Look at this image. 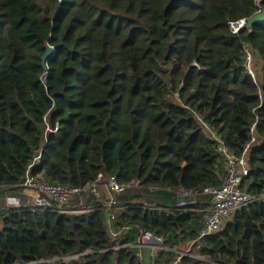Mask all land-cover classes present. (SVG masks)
Instances as JSON below:
<instances>
[{"label": "trees", "instance_id": "16d2710c", "mask_svg": "<svg viewBox=\"0 0 264 264\" xmlns=\"http://www.w3.org/2000/svg\"><path fill=\"white\" fill-rule=\"evenodd\" d=\"M263 8L264 0H0L1 206L25 189L38 154L31 171L51 183L83 186L99 173L138 181L118 195L113 226L129 229L114 242L98 206L36 211L23 198L0 210V264H143L139 248H112L137 243L142 229L163 238L157 260L186 245L196 257L182 264H264V200L199 237L211 195L182 194L221 183L220 143L235 155L249 143L242 186L264 193V22L229 30ZM245 43L261 61L260 82L243 65Z\"/></svg>", "mask_w": 264, "mask_h": 264}, {"label": "built area", "instance_id": "2783aa9c", "mask_svg": "<svg viewBox=\"0 0 264 264\" xmlns=\"http://www.w3.org/2000/svg\"><path fill=\"white\" fill-rule=\"evenodd\" d=\"M245 18H239L229 21V30L236 34L245 26ZM244 62L243 65L250 73L254 81L258 78L251 67L252 53L248 44L243 46ZM212 137L216 138L211 132ZM253 138L251 139V142ZM249 147L247 143L240 155L229 152L225 146L220 143L219 150L225 158V173L221 183L218 186H205L201 189L184 190L183 195L195 194L197 192H207L211 195L208 213L205 216L203 226L199 232V237L217 231L222 224L228 221L232 214L249 203L264 200V193H253L245 190L242 186V180L248 173L246 164V152ZM39 154L33 157V160L27 165L22 185L28 191V203L26 205L33 207L36 211L52 210L61 213H86L93 211L98 206L104 216L110 240L114 242L121 234L125 233L129 227L121 225L113 226L117 212L122 208V203L118 195L128 190L130 187L138 184L137 180L119 181L114 174L99 173L91 182L83 186L62 185L48 182L40 174L32 173L31 167L38 162ZM75 204H71L73 199ZM182 203V202H180ZM20 200L17 196L6 197L2 209L9 206L19 205ZM112 248L137 247L142 249L144 246H151L154 250L147 258L143 259V264H182V256L196 257L191 252L190 247L184 250H176L174 257L161 261L155 257L157 249H165L163 238L149 230L142 229L137 243L135 244H113Z\"/></svg>", "mask_w": 264, "mask_h": 264}, {"label": "water", "instance_id": "95a60500", "mask_svg": "<svg viewBox=\"0 0 264 264\" xmlns=\"http://www.w3.org/2000/svg\"><path fill=\"white\" fill-rule=\"evenodd\" d=\"M264 22V8L252 14L249 18H247L245 27H251L254 24ZM53 52V47L46 44L45 52L41 56V65L43 68L47 69V62ZM46 73L42 76V80L44 81L46 78ZM6 191V190H4Z\"/></svg>", "mask_w": 264, "mask_h": 264}, {"label": "rangeland", "instance_id": "374dc122", "mask_svg": "<svg viewBox=\"0 0 264 264\" xmlns=\"http://www.w3.org/2000/svg\"><path fill=\"white\" fill-rule=\"evenodd\" d=\"M251 67H252V69H254L256 77L258 78L257 79L258 82H260L261 81V76H262L261 70H260L261 61H260V59L257 56L254 57V54H252ZM20 196H21V199L24 198V201L26 203H28L29 197H28V195L26 194V192L24 190L20 193ZM2 203H3V199L0 198V204H2ZM0 210H3V209L1 208ZM186 248H187L186 245H184V246L181 245V250H184ZM157 251H158V249H157ZM148 252H149V250L147 252L141 253L142 260L148 257ZM155 257H156V255H155Z\"/></svg>", "mask_w": 264, "mask_h": 264}, {"label": "crops", "instance_id": "0c3cea01", "mask_svg": "<svg viewBox=\"0 0 264 264\" xmlns=\"http://www.w3.org/2000/svg\"><path fill=\"white\" fill-rule=\"evenodd\" d=\"M24 191H25L26 194L28 195V191L25 190V189H24ZM18 198H19V200H21V196H18ZM24 203H26V202H24ZM0 209H1V204H0ZM148 250H149L148 255H149L150 253H153V252H154V250H153V248H152L151 246H144L142 249H139V252L143 253V252H147ZM175 252H176V250H175ZM157 253H158V251L155 252V255H156V256H157ZM173 257H174V256H173Z\"/></svg>", "mask_w": 264, "mask_h": 264}]
</instances>
